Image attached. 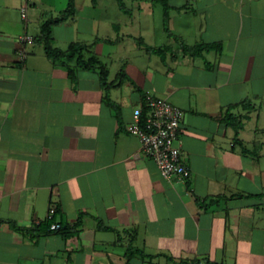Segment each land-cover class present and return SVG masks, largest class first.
<instances>
[{
    "label": "crops",
    "instance_id": "0c3cea01",
    "mask_svg": "<svg viewBox=\"0 0 264 264\" xmlns=\"http://www.w3.org/2000/svg\"><path fill=\"white\" fill-rule=\"evenodd\" d=\"M167 3L176 45L116 0H74L58 23L68 0H0V264H264V0ZM48 23L52 49L86 48L49 58ZM146 94L183 112V181L126 130Z\"/></svg>",
    "mask_w": 264,
    "mask_h": 264
},
{
    "label": "built area",
    "instance_id": "2783aa9c",
    "mask_svg": "<svg viewBox=\"0 0 264 264\" xmlns=\"http://www.w3.org/2000/svg\"><path fill=\"white\" fill-rule=\"evenodd\" d=\"M31 0H27L30 2ZM28 4L24 3L20 9L21 19H27ZM22 45L31 43L32 38L27 35L20 37ZM21 55H25L21 50ZM146 113L136 110L133 113L132 121L127 124L126 130L138 137L141 145V152L149 157L156 165L161 177L170 182L171 180L183 181L189 177V169L182 161L179 146L180 124L183 112L176 106L154 98L150 94L145 95ZM54 214L51 208L48 218ZM58 225L53 224L51 230H57ZM197 264H207L200 260Z\"/></svg>",
    "mask_w": 264,
    "mask_h": 264
},
{
    "label": "rangeland",
    "instance_id": "374dc122",
    "mask_svg": "<svg viewBox=\"0 0 264 264\" xmlns=\"http://www.w3.org/2000/svg\"><path fill=\"white\" fill-rule=\"evenodd\" d=\"M123 3L124 10H127L129 12L130 10L132 11L133 15L136 16V23L133 25V29H138V22H141L143 24V35H146L147 33V41H150L151 36L154 34V36L158 39L160 44H165V45H176L174 39H171V36L167 33L164 27L167 26L168 29V18H174L175 11L172 10V8L169 7L168 13H167V20L165 21V15L163 13V7L159 3H151L150 0H120ZM117 2V0H116ZM119 6V5H118ZM193 7L192 6H187V9ZM123 11V10H122ZM124 12V11H123ZM124 12V13H127ZM192 12V10L189 11V13ZM122 15L120 16V19H122ZM135 18V17H134ZM194 19L193 15H189L186 18H183L181 21H176V24L179 22H183L182 28L186 32L185 34L192 36L194 32V26L192 25V20ZM194 24V23H193ZM136 25V26H135ZM156 26V33H152L150 31L152 30V26ZM142 28V27H141ZM140 29V28H139ZM141 30V31H142ZM149 31V32H148ZM146 40V38H145ZM144 39L139 40L138 45L142 46L144 43ZM168 43V44H166ZM145 46V45H144ZM261 128L264 127V114L261 113L260 121L258 124ZM258 140L264 142V132L258 134Z\"/></svg>",
    "mask_w": 264,
    "mask_h": 264
},
{
    "label": "trees",
    "instance_id": "16d2710c",
    "mask_svg": "<svg viewBox=\"0 0 264 264\" xmlns=\"http://www.w3.org/2000/svg\"><path fill=\"white\" fill-rule=\"evenodd\" d=\"M151 2L152 3H159L163 7V13L165 15V18H166L165 21H166L167 20V13H168V10H169V6H168V3H167V0H151ZM117 3H118L119 8L121 10H123L124 12H127V10H124L123 3L120 0H117ZM73 12H74V0H68L67 10L62 14L61 17L57 18L54 22L58 23V22L64 21L66 18L70 17L73 14ZM49 25H50L49 23L46 24L43 27V30H42V32H43L42 39H43L44 44H45L46 54H47V56L49 58H51L53 60L63 61V59H70V58L74 57L75 54H77V53L80 55L82 50L86 48V46H82V45H78V44H72V45L69 46L67 52H62L60 50L52 49L51 46H50V43H49V35H48ZM164 28L167 31V33L171 36V34L169 33V31L167 29V26L164 27ZM175 39H177V38H175ZM211 47L212 46H210V45L198 44V45H195L193 47H185V49H187L189 51L193 50L195 52H198V51L210 49ZM163 50L167 51V48H164ZM156 51L160 52V51H162V48H159ZM78 59L80 60V58H78ZM98 64H99V61L96 58H91L88 62H86L84 64V66L87 69H92L94 66H96ZM105 74L106 73H105L104 68L102 66H100V76H101L102 80L105 79ZM226 121L229 124H231V125L234 124L232 122L233 119L231 118V116L227 115ZM234 125H236L235 126L236 130L241 128V125L239 124V122H236V124H234Z\"/></svg>",
    "mask_w": 264,
    "mask_h": 264
}]
</instances>
